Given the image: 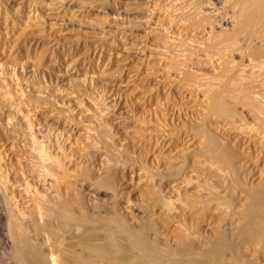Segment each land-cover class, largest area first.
Masks as SVG:
<instances>
[{
    "label": "rangeland",
    "instance_id": "obj_1",
    "mask_svg": "<svg viewBox=\"0 0 264 264\" xmlns=\"http://www.w3.org/2000/svg\"><path fill=\"white\" fill-rule=\"evenodd\" d=\"M236 3L237 0H0V186L8 189V196L17 203V207L13 211L15 219H12L9 228L12 232H14L15 226L22 227L32 245L40 248L42 240L39 236H37L39 238L37 240L34 231L36 223L34 221L38 222V219L36 211L30 205L36 201L54 202L56 198L50 196L54 195L58 187L62 188L61 181L57 179L63 174L64 176L65 174L66 176L67 174L76 176L77 179H81L86 174L87 179L98 186L95 189L102 190L99 195L93 193V189L88 190L90 188L88 186L91 184L88 180L89 185L85 187H82L78 182L73 183L76 185L72 184L71 192H69L71 194L66 197L67 199L73 198L70 199L73 203L79 199L83 200L84 208L87 209L89 216L99 215L104 219L108 216L107 220L112 219V221L117 219L125 221L126 219L125 225L131 226L130 229H133L134 234L149 238L148 241L155 242V246L158 245L157 248L162 251L174 248L178 236L181 234V231H177V227L172 225L175 222L171 224L168 220L177 214L179 204L176 199H182H179V203L185 199L184 203L189 204L190 202L191 204V200L187 197L189 190L187 193L183 190L184 187L173 185L174 177H188L192 180H198L201 177L199 179L201 183H208L207 185L211 187L216 186L218 191L223 192V198L232 202V207L237 205V191L232 190L231 182L228 184L230 186H226V184L222 187V181L211 169V160L205 155L206 143H202L205 142L202 140L203 136L206 137V134L202 133L205 132L204 127L207 128L211 123L213 127L212 124L208 127L209 132L207 133L210 134H207V137L213 136L214 133L218 138L225 135L220 128H217L218 125L214 124L215 121L212 118L208 117L209 120H207L208 112L204 114L206 117L200 114L208 110L205 107L206 103L202 99V94H209L210 89L216 91L220 83L221 87L219 88L221 89L223 83L221 78L228 80H226L227 85L236 79L235 82L239 83L240 80H243L240 76L244 78L243 76L247 75L251 69L253 75H250L252 72L250 70V76L245 77L255 79L253 80V82L256 81L255 89L258 90L256 86L264 83L262 80L264 77H258L260 75L258 70L255 68V72L251 68L252 66L248 67L250 62H247L246 59L250 57L249 54L248 57L245 56L247 58H243L244 61L242 60V56L247 54H243L242 50L249 48L252 52H246H249L250 55L253 53L254 59L251 57L252 59L247 60L257 62L263 57V52L260 54L259 51L264 50L262 47L264 43H259L262 44L261 46L257 43L258 47L256 45L257 39L261 40L262 38H253L254 41L249 38L248 49L246 43L245 47L240 46L241 50L238 52L241 51V56L238 54V60L241 57L240 59L243 61L240 63L241 71L238 66L240 60L237 61L236 49L235 54L232 50H230L232 53L225 52L222 47L210 48L211 50L222 49L217 53H213L215 50L211 52L208 49L210 44H212L211 47L219 46V44H213L214 36L219 39L222 35L223 37L227 36L231 31H229L230 25L225 27L221 24L224 23V20L230 21L234 18L233 22L237 23L236 12L239 9ZM207 10L209 12L212 10V15ZM205 15L207 17H204ZM209 15L213 16L211 21H208L210 20ZM231 17L233 18L229 19ZM254 17L252 16V18ZM256 17L254 20L251 18L253 22L250 20L252 22L250 27L253 30H250L249 24L247 26L251 32L255 31L252 34L259 36L257 35L259 30L262 29L260 33L264 30V19L259 20ZM255 20L257 21L254 24ZM210 22L212 26L216 23L211 29L212 31L207 30L212 27ZM172 24L173 26H171ZM204 25H208L207 28L205 26L206 29L203 27ZM227 28L228 30H226ZM203 29L205 30L203 31ZM225 30L226 33H224ZM257 30L258 32H256ZM217 33L218 35H216ZM262 34L260 36H264V33ZM207 35H211L212 38L208 39ZM205 38L208 42L202 44L203 48L207 44L209 45L203 51L208 49L211 52L209 59L211 58L213 62L207 60L208 57L205 56L206 60H204L203 55L206 54L201 51L202 47L199 48ZM221 39L217 41L222 43ZM255 40L257 41L255 42ZM250 42H254L257 48ZM199 49L200 51H198ZM221 52L227 53V55H222ZM182 53L190 54L194 58L190 56L188 60L191 62H185L188 57ZM230 53L231 58L228 57ZM178 54L186 57H184V64L179 60L183 56L179 57ZM212 54L221 57L220 60L213 55L214 58L216 57L214 59ZM232 57L234 58L232 59ZM221 59L223 60L221 61ZM224 59L228 63L224 62ZM172 60L176 64L179 62L178 66H181L182 62V66L179 67L182 72L177 71L178 66L173 65ZM214 60L226 64V67L229 65L227 69L235 66L236 69L230 68V73L229 70L225 73L226 67L221 64L224 67L221 68L222 71L220 70L221 65L216 67L219 71L217 69H213V71L214 66H219L217 65L219 63ZM209 61L212 63V68H210V63L207 65ZM232 61L234 62L231 63ZM241 65L245 66L246 71ZM183 66L186 67L183 68ZM167 67L173 69L175 75L169 76L170 78L166 76L164 83L158 84L155 81V76L157 78L158 72ZM183 71L186 73L182 74ZM240 72L244 75H240ZM254 72L257 73V79L260 80H256ZM237 73L240 75L239 77L236 76ZM176 74H180V78ZM191 76L192 78H190ZM260 76H264V73ZM194 78L202 80L205 85L200 81L202 83L200 86L205 89L199 86V81L198 83L196 81L198 84L196 86ZM211 78H218L216 79L218 84H212L216 81H212ZM249 78H245L244 82L250 84L252 79ZM168 79L172 84L174 83V87L167 83ZM176 79L179 83L176 82ZM229 79L232 80L229 82ZM246 79L251 82H247ZM209 80L211 84L208 83ZM233 82L231 86L234 87L236 83ZM244 82L240 81V84H245ZM207 83L209 87L213 85L209 91ZM193 84L198 87L194 88L195 91L192 90ZM177 85L179 86L177 87ZM225 85L219 91H228ZM233 87H231L233 91L237 90H234ZM186 88H189L190 92L192 90V94L186 91ZM259 88V93H264L262 90L264 88L261 85ZM198 89L204 90L200 92ZM147 90H152V93ZM205 90H207L206 93ZM185 93L186 95H184ZM200 99L201 101H199ZM231 105L233 106L232 103ZM233 107L232 109L237 111V105ZM214 128L215 130H213ZM158 130L160 131L158 132ZM201 130L203 131L201 132ZM215 131L217 133L220 131L221 134H216ZM168 135L173 138H168ZM225 137L226 143L232 147V138L228 137L229 140L227 136ZM199 140L202 141V144L198 142ZM199 144L204 148L202 149ZM235 149L236 146L233 145V150L237 153V149ZM60 164L64 172L62 175L55 171V166ZM159 174L161 175L159 176ZM203 179L206 181H202ZM56 180L59 182L57 183ZM97 183H101L100 186ZM12 189L24 191L28 198H20L17 193L10 194ZM176 190L177 194H175ZM168 201H173V204ZM2 204L3 202L0 201V205ZM148 204L150 205L148 206ZM167 206L172 208L168 209ZM213 212V208L210 207L206 213L195 216L197 219L187 215L183 219L188 227L193 223L203 238H208L210 233L217 229L226 230L225 222L222 221L225 220V215L218 214V212L215 215L216 212ZM211 213L212 216H210ZM212 219L216 221L214 222ZM149 223L155 226L156 234L147 229ZM208 228L211 230L209 231ZM61 230L58 231V234L65 232L64 229ZM67 232L66 230L64 235L63 233L59 234L60 247L65 249L70 245H77L78 242H75L81 237L82 230L70 231L71 234ZM142 233L144 234L142 235ZM44 238L46 240V236ZM71 239L72 241H70ZM16 248L4 245L0 239V264H24ZM43 251L48 257L51 255L47 249H43ZM52 260L53 255L48 262L52 264ZM259 261L258 264L264 263Z\"/></svg>",
    "mask_w": 264,
    "mask_h": 264
},
{
    "label": "bare ground",
    "instance_id": "obj_2",
    "mask_svg": "<svg viewBox=\"0 0 264 264\" xmlns=\"http://www.w3.org/2000/svg\"><path fill=\"white\" fill-rule=\"evenodd\" d=\"M189 3H190V1H189ZM220 4H221V2H220ZM236 4H237V7L239 9V11L236 12L237 13V23L235 24V22H233V19H234L233 17L229 18V19L233 18L230 21L228 19L224 20V23H221V24H223V26H225V27H228L230 25L229 28H231V29H229V31L230 30L231 31L227 34V36L224 33H226V30H228V28L225 30L224 33H222V34H224L226 36V37L225 36L223 37V35H222V37H221L222 39L226 38L225 40H222L219 37V39H221V41H223L222 43L218 42L219 39H216L215 36H214L213 37V41H214L213 44H219V46H217V45L214 46L213 45L211 47L212 44H210V47H208V49H210V48L212 49L213 47H215V48L216 47L217 48L218 47H220V48L222 47V48H224L225 52L229 53V52H231L230 50H232V52L234 54H235V49H236L237 61L240 60L239 64L237 62L236 63L240 67V63L244 61L243 58H247L248 56H250L247 59H249L251 57H253V59H254V56H252L253 53L251 55L249 53V52H252V51L249 50L251 48L248 49V47H247V43H249L248 40L250 41L249 38H251L252 40H253V38L254 39L255 38L256 39L257 38H262L261 40H263V42H261L260 39H257L258 42H256L257 40H255L257 47H258L259 43H264V39H263L264 36H260V34L264 33L263 32L264 30L261 31V33H260V30H262V29H260V30L258 29L259 32H258V30L256 31V32L260 33V34L257 33V35H259V36H256V34H252L253 32L255 33V31H252V32L250 31L252 29V27H250V23L253 22L251 20L252 16H255V17L257 16L259 18V20H263L264 19V0H237ZM187 8H189V7H187ZM184 10H186V9H184ZM207 12L211 13L213 11L211 10V12H209L207 10ZM177 13H179V12L177 11ZM205 14H206V12H205ZM211 15H212V13H211ZM230 16H231V13H230ZM204 17H207V16L205 15ZM212 17H210V15H209V19L210 20H208V21H211ZM255 17L252 18V19L254 20ZM206 19H208V18H206ZM259 20H258V22H259ZM256 21L257 20L254 21V24H255ZM261 23H262V21H261ZM211 24L212 23L210 22V25ZM215 24H213V26ZM247 25L250 27V30H249ZM251 25H253V24H251ZM171 26H173V24ZM205 26L206 25H204L203 27L205 28ZM207 26H206V28H207ZM213 26L210 29H207V30L213 29ZM219 27H220V25H219ZM219 27H218V29H219ZM259 27H260V25H259ZM205 29H203V31ZM216 30L217 29H215V31ZM222 31H224V30L222 29ZM222 31H219V32H222ZM207 32H209V31H207ZM218 33L216 35H218ZM212 34H213V32H212ZM219 34H221V33H219ZM211 35L210 36L207 35L206 37H208V39H210ZM214 38H215L216 41L214 40ZM206 39L207 38H205V41H206ZM205 41L203 43L199 42L201 44V46H200V44H198L200 47L198 45H197V47H199V48L202 47L201 51L204 52V54L207 55L208 52H210V51L212 52L215 49H213V50L210 49V51H208V49H206L208 52L206 50L203 51V49L206 46L209 45V44H207L203 48L202 44H206L208 42V40L206 42ZM209 41L212 42V40H209ZM195 43H193V44L195 45ZM245 43H246V47H247L248 50H244L245 53L242 50L243 54H246V53L247 54L244 55V57L242 56V60L243 61H241V59H240L241 57L238 60V57H239L238 54H240L241 51H240V53L238 51L241 50V49H239V48H241L240 47L241 45H243V47H245L244 46ZM250 43H252V42H250ZM252 44H254L255 48H257L254 42ZM248 46H249V44H248ZM254 46L251 45V47H254ZM262 47H264V45H262ZM226 49H227V51H226ZM244 49H246V48H244ZM221 50L222 49H220V50L217 49L213 53H217V52H219ZM198 51H200V49ZM205 51H206V53H205ZM246 51H249V52H246ZM211 52L208 54V56L203 55V58H204V56L208 57V58H206L208 60L209 57H211V55H210ZM261 52L264 53V50L263 51H259L260 54H261ZM231 53H230V56H228L230 58H231ZM256 53H258V52H256ZM263 53H262L263 57L261 55V57H262L261 59L259 58L260 56L257 54L258 58L260 59V60L257 59L258 60L257 62H254V60L251 62V60L249 61V60L246 59V61L250 62L249 64H251V65H249L247 63L248 67L252 66L251 68L253 70H255V68H256V70H258V73L260 75H262L264 73V54ZM224 54L222 53V55H224ZM181 55H179V57ZM183 55L186 56L187 54L184 53ZM213 55L214 54H212V56ZM217 55L219 56L220 53L217 54ZM225 55H227V53ZM254 55L256 56V54H254ZM185 56L182 57L183 60H182L181 57L180 58L178 56L177 57L179 58V60L183 61V64H184L185 58L188 57L185 62L189 61L188 63H190L191 61L188 60V59H190L189 57L191 55L189 54L186 57ZM214 56H216V54ZM214 56H213V58H214ZM218 56H216V57L219 58ZM240 56H241V54H240ZM245 56H247V57H245ZM191 57L194 58L193 56H191ZM216 57L214 59H216ZM222 57L225 58L224 56H222ZM220 58H219V60H220ZM233 58L234 57H232V59ZM206 59L204 58V60H206ZM173 60H176V59H173ZM209 60H211V58ZM222 60L223 59H221V61ZM211 61L213 62V60H211ZM211 61H209L207 63V65L210 63V66H211L210 68H212ZM214 61L216 62V60H214ZM219 62L220 61H217L216 63H219ZM224 62H226L225 59H224ZM233 62L234 61H232L231 63H233ZM226 63H228V62H226ZM175 64L176 63H174V61H173V65H175ZM221 64H223V63L217 64L219 66H214L215 68H212V70L213 69H217L218 70V68H216V67H220ZM229 64H230V61H229ZM176 65L178 66L179 62ZM245 65H246V63H245ZM168 66H169V64H168ZM181 66H182V62H181ZM181 66H178V70L177 71H179L181 69V68H179ZM224 66L226 67V64ZM228 66L229 65H227V67L225 68V70H227V71H225V73H227L228 70H229V73H230L231 69H234V70L236 69L235 68L236 67L235 64H233V66H235V67H233V68L230 67L231 69L230 68L227 69ZM231 66H232V64H231ZM241 66H243L245 68L244 65H241ZM172 67H174V66H172ZM185 67L186 66H183V68H185ZM222 67L223 66L221 65L220 70H221ZM239 67H237V68H239ZM243 67H242V69H243ZM246 67H247V65H246ZM239 69L241 71V67ZM161 70H160V72H158L159 74H157V72H156L157 78L155 76V81L158 84L164 83V80H165L166 76L168 78L171 75H173V76L175 75V73H173L174 71H172L173 69L171 70V68L167 67V68L161 69ZM247 70H248V68H247ZM250 70H249V72H250ZM256 70H255V72H256ZM175 71H176V69H175ZM218 71L215 70V72H218ZM245 71H246V68H245ZM180 72H182V71L180 70ZM243 72H244V69H243ZM249 72L247 73V75H249ZM184 73H186V72L183 71L182 74H184ZM238 73L236 75L237 77H239L240 75L243 74L242 72H240L241 73L240 75ZM252 73H253V71L250 73L251 76L253 75ZM245 74H246V72H245ZM256 74L257 73H255L254 75L256 76V80L258 81L260 79L259 78L257 79V75ZM177 75L178 74H176V76ZM179 75H178V77H179ZM247 75H245V76H247ZM260 75L258 77H262V78L264 77V76H260ZM192 76L190 78H192ZM245 76H243L244 78H242V76H240V78L243 79V80H240V81L244 82L245 78H249V77H245ZM197 78H198V76H197ZM250 78L252 79V77H250ZM173 79L174 78H172V81H173ZM211 79H213V78H211ZM216 79H218V78H216ZM216 79L214 78L212 81H214V80L216 81ZM176 80H177L176 82H178V79H176ZM222 80H223V83H222V88L221 89L224 88L223 86L225 85V82H226L225 86H227L226 88H228V91H224V90L219 91V90H221L219 88V87H221L220 86L221 83L218 84L217 81L212 83V84H216L217 83L218 86H219V87H217L218 90L216 88V91H213V89H210L211 87H213V85L212 86L210 85L211 87H209L208 83L211 84V81L209 80L210 82L207 83L208 84V87H207L208 91L210 89V92H208L209 94H202L201 93L202 94V99L205 101V103L207 105V106L205 105V107H207L208 110H206V108L204 107L206 112H203V113H200V114L204 115L205 113L208 112L207 113L208 114L207 118L208 117L212 118V120L215 121L214 124L218 125V127H217V125H216V127L218 129L220 128L222 133L225 136H227V138L228 137L232 138V140H231L232 147H231V145H228L226 143L227 141H226V137L225 136H224L225 137V141L223 140L224 137L218 138V136H216L215 133H214L215 136L213 135L214 137L213 136L207 137V134H208L207 132H209V130H207V129H209L208 127H210V125L212 123L211 124L207 123L208 125L209 124L210 125L209 126L206 125L207 128L204 127L205 128V132L203 131L204 128L202 127L203 130H201V132L203 131L202 133L206 134V137L204 135L203 136L204 138L203 137H201V138H203L202 140L205 141V142L200 141L201 139L198 142L199 143L202 142L203 144L206 143L205 144L206 145L205 155L208 156V158L211 160V162H210V164H211L210 166L212 167L211 169H213L216 172L219 180L222 181V185H223L222 187H224L226 184H227L226 186H230L228 184L231 182V185H233V187H232L233 189L232 190L237 191V205H236L237 207L236 206L232 207V204H231L232 202L227 201L225 198H223V192H221L220 190L218 191V189L215 188L216 186L215 187L208 186L207 182H206L207 184L201 183L199 181V179L201 177L199 178V176H198V178H199L198 180L197 179L192 180L191 178H188V177L187 178H185V177L183 178V177H179L177 175L178 177H174L175 181L173 182L174 183L173 185H176L177 187L179 186L180 188L184 187L183 190L185 192H187L189 190V193L187 192L188 194L187 193L186 194H187L188 199L191 200V204H190V202H189V204L184 203V202H186L185 199H183V201L181 203H179L180 202L179 199L180 200H182V199L176 197V198H178V199H176V202L178 201V204H179V208L176 211L177 214L174 215L173 218L172 217L168 218V220H169V223H171V224L175 222L172 225H174V227H177V231L180 230L181 234L179 236H178V234L180 232L177 234V236L179 238L177 239L176 245H175L174 248H169L166 251H162L161 249L157 248L158 245L155 246V242L152 243V242L148 241L149 238L146 239V238H144L145 236L143 237L141 235L134 234V232H132L133 229L132 230L130 229L131 226L128 227V226L125 225L126 219H125V221H123L121 219H117V220H113L112 221V219L111 220H107L108 216L105 217V219L103 217H101V216L99 217V215L98 216H89L87 211H86L87 209L85 210V208H84L83 200L81 201V199H79V200H77L78 202L76 201L74 203H73V201H70L71 198L70 199L68 198L69 199L68 200L66 197H68V195L71 194V193L69 194V192H71L70 190L72 189V184L73 183H77L78 182L82 187H85V186L89 185V182H91V181H89L87 179L86 174L83 175V173H82L83 176H82L81 179H77L75 175H74L75 177H73L71 175H68V174H67V176H66V174L64 176V174H63L64 172L62 171V165L60 164L61 167H60V165L55 166V171L57 173H61V175L63 174L62 175L63 177L59 175L60 177L57 179V180L61 181L60 183L62 184L61 185L62 188L58 187V190H56V192H54V195L52 194V196H50V197L56 198V200L54 202H48L47 201V203H45L46 201L45 202H37L35 200L36 203H32L30 205V207H32V209H34L36 211V216H37L36 218L38 219V222L34 221V222L37 223V224L36 223L34 224V226H35V230L34 231L36 233V237L39 236L40 240H42V243H40V245H39L40 248L35 247V246L32 245V243L28 240V238L26 236V232L22 229V227L15 226L14 232H12L11 229H9L10 225H11V222H12V219L13 218L15 219V215H14L13 211L16 209V207H17L16 204L17 203L14 201V199L12 197L8 196V191H7L8 189H5L4 187L0 186V201L3 202V204L0 205V239H1L2 243H4V245H6V246H8L10 248H13V247L16 248L17 247L16 248L17 252L22 257L21 261L24 264H50V262H48V260H49V258L52 255H53V260H52L53 263L51 262L52 264H258L259 260L264 262V95H263L264 93L263 92L259 93V91H260L259 90L260 89L259 86L261 85L262 88H264L263 87L264 83H261L259 85V83L257 82V84L259 85V86H256V88L258 87V90H257V89H255V82L256 81L253 82V80H255V79H252V82L246 79L247 82L248 81L251 82L250 84L249 83L247 84L245 82H244L245 84H243V83L240 84V81H239V83L235 82V81H237V79L234 80V82H233L232 79H231L232 81L229 79V82L231 81L230 82L231 84H232V82L237 84V85L234 84V87L231 86V84L230 85L228 84L229 86L227 85V81L228 80L226 78L225 79L221 78V81ZM224 80H225V82H224ZM262 80H264V78ZM167 81H169L167 83L171 84V86L174 87L173 85H174L175 81H173L174 82L173 84L170 82L169 79ZM196 81H197V83L199 81V86L202 85V83H203V85H205L204 82H202V80H200V79L196 80L195 79L196 86L198 85L196 83ZM200 81L202 83H200ZM165 84H166V81H165ZM235 85L237 86V88H235L236 87ZM167 86H168V84H167ZM178 86L179 85H177V87ZM196 86H194V84H193L192 85V88H193L192 90H194V88ZM231 87H233L234 90L235 89H237V90L233 91L231 89ZM169 88H171V87L169 86ZM180 88H182V87H180ZM189 88H186L187 90L186 89L185 90L190 92L191 88L190 89ZM197 88L198 87H196V89ZM203 88L205 89V87H203ZM226 88H225V90H226ZM229 89H231V90H229ZM192 90L190 92L191 94H192ZM203 90L202 89L201 90L198 89V91H200V92H202ZM262 90H264V89H262ZM198 91H196V92H198ZM148 92L152 93V90H150ZM204 92L206 93L207 90H205ZM190 93H188V94H190ZM184 95H186V93ZM149 96H150V94H149ZM189 96H191V95H189ZM188 100H190L189 97H188ZM199 101H201V99ZM192 103H193V101H192ZM231 103L233 104V106L237 105V111L232 109L234 107L231 105ZM200 105H202V104H200ZM231 106H232V108H231ZM198 107H200V106H198ZM201 109H203V108H201ZM235 111H236L237 114L235 113ZM204 116L206 117V115H204ZM204 119H202V120H204ZM207 120H209V118ZM202 122H204V121H202ZM212 127H213V124H212ZM217 128H216V130H217ZM87 129H89V128H87ZM213 130H215V128ZM159 131L160 130H158V132ZM212 131H210V132H212ZM158 132H156V133H158ZM215 132H216V134H218V133L221 134L220 131H218V133H217V131H215ZM157 135H160V134H157ZM194 135H196V134H194ZM85 137H87V136H85ZM170 137H172V136H169L168 138H170ZM233 145L236 146L237 153H235L236 151L234 152ZM199 146L202 147V149L204 148V146H201L200 144H199ZM195 147H197V146H195ZM201 150H200V152H201ZM203 154L204 153L202 152V155ZM68 164H66V165H68ZM201 166H203V165H201ZM74 172H75V170H74ZM43 174H44V172H43ZM160 175L161 174H159V176ZM168 177H171V176H168ZM195 177H197V176H195ZM174 178H173V180H174ZM214 179H215V177H214ZM57 180H56V182H57ZM87 180L89 182H87ZM165 180H167V179H165ZM163 181H164V179H163ZM202 181H206V180L203 179ZM99 184H101V183H99ZM171 184H172V182H171ZM215 184H217V183H215ZM73 185H76V184H73ZM88 187H90V188H88V190L89 189H93V193H95L97 195H99V193L102 191L100 189H99L100 191L97 190L98 188L95 189L98 186H96V184H94L92 182H91V184ZM104 187H107V186H104ZM177 187H176V189H177ZM73 188L75 189V187H73ZM100 188H102V187H100ZM13 189H14V187H13ZM13 189L11 191L9 190L11 192L10 194L17 193L20 198H23V199H27L28 198L27 195H25L24 191L22 192L19 189H16V190H13ZM167 190H166V192H167ZM172 190H173V188H172ZM177 193H178V191L175 194H177ZM227 193H229L228 190H227ZM112 194H113V192H112ZM112 194H110V195H112ZM186 194H182V195H186ZM159 196H162V195H159ZM177 196L180 197V195H177ZM234 196H235V194H234ZM224 197H225V195H224ZM76 198H77V196H76ZM159 199H161V198H159ZM170 202H169L170 204H173L172 203L173 201H170ZM174 202H175V198H174ZM157 204H159V203H157ZM89 205H90V203H89ZM143 205H141V206H143ZM149 205L150 204H148V206ZM167 207H168V209L172 208L171 206H170V208H169V206H167ZM210 207L213 208V211H214L213 213L216 212L215 215L217 214V212H218V214L221 213V214L225 215V217H224L225 220H222V221L225 222L226 230H224L225 228L223 229L224 231H222V230L220 231L218 229L215 230V231L213 230L214 232H211L212 234L210 233V236H208V238L207 237L203 238V236L197 231L196 226H193V223H192V226L188 227L186 225L185 220L183 218H184L185 215H187L188 217L196 218L197 216H199V214L206 213L207 209H209ZM98 208H99V206H98ZM142 211H143V208H142ZM106 212H107V209H106ZM173 212H175V211H173ZM173 212H172V214H173ZM90 213H92V212H90ZM98 214H99V212H98ZM223 215L221 216L222 218H223ZM210 216H212V213H211ZM151 217L154 218L153 216H151ZM108 219H109V217H108ZM205 219H207V218L205 217ZM31 221H33V220H31ZM161 221H162V218H161ZM165 222H166V219H165ZM165 222H164V224H166ZM189 222H191V221H189ZM130 223H131V221H130ZM221 224H223V223L221 222ZM216 225H217V223H216ZM34 226H33V228H34ZM206 226L208 227L209 225H206ZM164 227H165V225H164ZM33 228H32V230H33ZM143 228H144V225H143ZM154 228H155V226L152 223H149L147 225V229L149 231H153L156 234ZM60 229H62V230L64 229L65 232L67 230L68 234H71L72 232H70V231H73V230H75V231L76 230L77 231H81L82 230V233L80 232L81 233V237L78 238L77 239L78 241L76 240V242H75V243L78 242L77 245L76 246H73V245L71 246L70 245L69 247L67 246L68 247L67 249L61 248L60 247L61 246V244H60L61 241H59L61 239H59V234L63 233V235H64L65 232H62V233L58 234V231H60ZM78 229H80V230H78ZM211 229H209V231ZM175 231H174V233H175ZM177 231H176V233H177ZM142 232H143V229H142ZM143 234L144 233H142V235ZM45 236H46V240L44 238ZM167 237H165V238H167ZM76 238H77V236H76ZM38 239L39 238L37 237V240ZM70 241H72V239ZM64 245H65V243H64ZM41 249H42V251H41ZM43 249L44 250L47 249L48 251H50L51 255L49 257L47 255H45L43 253L44 252Z\"/></svg>",
    "mask_w": 264,
    "mask_h": 264
}]
</instances>
